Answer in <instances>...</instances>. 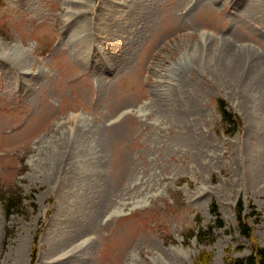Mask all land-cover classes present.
Here are the masks:
<instances>
[{"label":"rangeland","instance_id":"374dc122","mask_svg":"<svg viewBox=\"0 0 264 264\" xmlns=\"http://www.w3.org/2000/svg\"><path fill=\"white\" fill-rule=\"evenodd\" d=\"M256 247L264 0H0V264H232Z\"/></svg>","mask_w":264,"mask_h":264},{"label":"trees","instance_id":"16d2710c","mask_svg":"<svg viewBox=\"0 0 264 264\" xmlns=\"http://www.w3.org/2000/svg\"><path fill=\"white\" fill-rule=\"evenodd\" d=\"M219 112L221 113L224 122L229 126L227 129V133L232 134L236 128H238L241 125V120L237 114L232 112L231 110L228 109V106L226 102L223 99L219 100ZM7 208L10 210L11 208L14 207V202L11 198L7 199ZM216 213L217 209L215 207L212 208ZM237 218L239 221V226L241 233L250 238L251 237V228L249 224L245 221L244 219V208H243V203L240 200L237 203ZM212 231V228L210 227V232ZM203 234L201 235H206L207 232H202ZM35 256H36V249L34 248V252L32 253V262L35 261ZM232 264H264V247H256L252 251V253L249 256L242 257V258H237L234 261H232Z\"/></svg>","mask_w":264,"mask_h":264},{"label":"bare ground","instance_id":"6f19581e","mask_svg":"<svg viewBox=\"0 0 264 264\" xmlns=\"http://www.w3.org/2000/svg\"><path fill=\"white\" fill-rule=\"evenodd\" d=\"M206 44V43H205ZM9 52V51H8ZM17 52H19V51H15L14 50V53H16V54H18ZM237 60V65L239 64V60L238 59H236ZM236 66V65H235ZM254 67H257V69L260 67V63H254L253 64V66L251 65V64H249L248 65V68H251V70H252V68H254ZM251 70L249 71V72H251ZM253 71V70H252ZM254 72V71H253ZM258 73L257 74H259V70L257 71ZM260 76V75H259ZM260 78H261V76H260Z\"/></svg>","mask_w":264,"mask_h":264}]
</instances>
